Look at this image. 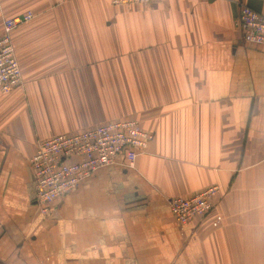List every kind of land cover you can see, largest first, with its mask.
<instances>
[{
  "label": "crops",
  "instance_id": "0c3cea01",
  "mask_svg": "<svg viewBox=\"0 0 264 264\" xmlns=\"http://www.w3.org/2000/svg\"><path fill=\"white\" fill-rule=\"evenodd\" d=\"M112 1L0 0V19L33 14L12 33L21 86L0 93V264H264V46L234 22L264 0ZM119 120L152 135L133 167L41 217L36 142ZM213 186L179 229L168 200Z\"/></svg>",
  "mask_w": 264,
  "mask_h": 264
},
{
  "label": "built area",
  "instance_id": "2783aa9c",
  "mask_svg": "<svg viewBox=\"0 0 264 264\" xmlns=\"http://www.w3.org/2000/svg\"><path fill=\"white\" fill-rule=\"evenodd\" d=\"M157 1L113 0L112 4L144 6ZM32 18V13H26L20 17L0 19L1 94L21 86V70L15 56L12 33ZM234 22L241 29L245 42L264 46V13L255 12L240 3ZM151 140L152 135L143 131L136 120L110 121L38 140L29 162L37 213L48 217L56 203L98 170L118 164L133 167L136 157L147 149ZM217 193L218 187L213 186L188 198L169 199V211L179 229L194 219L209 215ZM221 222L222 217L216 215L210 224L216 228Z\"/></svg>",
  "mask_w": 264,
  "mask_h": 264
}]
</instances>
